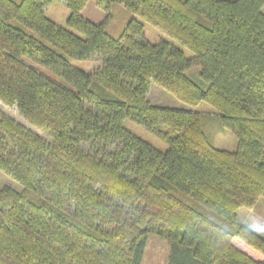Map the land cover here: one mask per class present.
I'll return each instance as SVG.
<instances>
[{
	"label": "trees",
	"instance_id": "1",
	"mask_svg": "<svg viewBox=\"0 0 264 264\" xmlns=\"http://www.w3.org/2000/svg\"><path fill=\"white\" fill-rule=\"evenodd\" d=\"M50 1L0 0V101L48 136L0 111V170L22 184L0 186V264H141L150 233L166 264H264V232L237 216L264 196V0H117L192 57L133 16L112 36L81 15L88 0H62L60 26ZM152 82L212 105L236 148L216 147L196 110L152 103Z\"/></svg>",
	"mask_w": 264,
	"mask_h": 264
},
{
	"label": "rangeland",
	"instance_id": "2",
	"mask_svg": "<svg viewBox=\"0 0 264 264\" xmlns=\"http://www.w3.org/2000/svg\"><path fill=\"white\" fill-rule=\"evenodd\" d=\"M264 11V10H263ZM68 8L62 0H51L45 7V14L48 18L52 19L56 24L60 26H67L66 19L68 15ZM81 15L93 22L105 21L106 30L112 35L117 36L118 33L124 27L126 21L130 17H136L133 12L123 6L122 3L117 0L113 1L110 8L106 10L104 7L98 6L93 0H88L85 6L80 11ZM144 38L151 42L164 39L169 41L172 45L179 47L183 50L186 57H192L194 53L184 44L172 38L169 34L159 29L158 27L143 21ZM70 63L83 70L90 71L94 66L99 64L97 57H92L90 60H81L76 58H68ZM26 61H31L27 60ZM39 69L43 67L36 66ZM187 73L198 83H201L204 87L206 83L199 76V67L192 65L187 69ZM148 99L154 104L168 107L179 108H192L196 110L200 115L201 128L206 136L213 142L218 148H225L228 150H234L236 148V137L234 133L225 128L220 123L219 112L208 102L200 101L196 106L191 107L181 101L175 96L164 90L162 87L155 83L150 84ZM0 111L5 112L9 116L13 117L17 121L25 124L26 126L34 129L44 137L48 138L43 130H38L31 126L14 107L7 106L0 101ZM123 126L129 129L135 135L141 137L145 141L152 144L154 147L161 151H165L167 145L164 141L160 140L154 133L147 130L143 126L139 125L129 117H125L122 122ZM7 185L16 190L22 189V184L16 179L11 177L6 172L0 170V186ZM237 216L239 221H245L249 227L256 230L259 233L264 232V196L257 199L254 205L249 209L245 206L238 208ZM168 257V245L164 238L158 236L155 233H150L146 240L145 251L141 261V264H166Z\"/></svg>",
	"mask_w": 264,
	"mask_h": 264
},
{
	"label": "crops",
	"instance_id": "3",
	"mask_svg": "<svg viewBox=\"0 0 264 264\" xmlns=\"http://www.w3.org/2000/svg\"><path fill=\"white\" fill-rule=\"evenodd\" d=\"M153 103V102H152ZM245 224H248L247 222L244 221Z\"/></svg>",
	"mask_w": 264,
	"mask_h": 264
}]
</instances>
